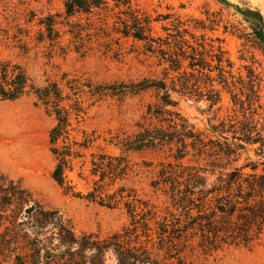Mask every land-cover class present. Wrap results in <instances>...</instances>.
<instances>
[{"label":"trees","instance_id":"trees-1","mask_svg":"<svg viewBox=\"0 0 264 264\" xmlns=\"http://www.w3.org/2000/svg\"><path fill=\"white\" fill-rule=\"evenodd\" d=\"M216 1L233 8L242 17L250 35L264 52L261 11L251 6L233 5L227 0ZM64 15L70 34L79 36L84 31L81 24H73L71 19L82 15L88 20L95 17L97 34L102 32L104 37L110 38L113 33L142 43L144 54L154 59L157 66H164L162 78L115 88L99 86L94 92L137 95L154 90L158 93V103L148 106L145 123L139 122L134 134L119 131L108 140V144L122 151L121 155L94 156L92 175L97 180L84 196L109 209L123 207L129 222L112 235H78L71 221L57 210L35 203L24 212L29 192L14 181L7 187L0 181V264L7 260H12L13 264H184L181 256L190 247L211 254L229 246L250 247L262 240L264 160L255 162L248 158L245 165L231 168L240 161V151L244 149L236 140L249 145L260 144L264 153V130L259 132L255 120L259 108L264 114L256 74L248 69L245 78L242 75L236 78L222 45L215 44L221 40L207 37V27L201 22L183 21L172 14L153 18L136 8L132 0H67ZM56 17H48L41 23L50 40L60 37ZM173 18L170 24L166 23ZM156 23H161L164 36L155 35ZM196 31L202 33L198 35ZM239 37L244 38L243 34ZM65 87L69 93L58 83L37 87L20 65L6 62L0 68V102L15 101L33 93L54 116L56 124L50 132V142L56 166L52 178L66 195L82 198L66 175V171L72 169L73 154L60 147L59 142L69 140L73 121L80 122L85 110L81 91L74 80L67 81ZM222 90L230 94L233 104L244 111L246 119L241 137L234 131L232 140L225 136L232 126L225 122L212 126L213 132L219 133L225 142L208 148V136L195 131L181 115L179 101L173 95L199 99L206 92L213 108L221 103ZM172 145H177V153L172 156L176 163H161L159 179L153 185L170 187L168 192L175 212L168 210L161 216L133 189L115 187L133 172L126 154L157 151ZM190 148L198 156L207 153L214 157L210 167L182 164Z\"/></svg>","mask_w":264,"mask_h":264},{"label":"rangeland","instance_id":"rangeland-1","mask_svg":"<svg viewBox=\"0 0 264 264\" xmlns=\"http://www.w3.org/2000/svg\"><path fill=\"white\" fill-rule=\"evenodd\" d=\"M66 1L0 0V68L6 62L20 65L37 87L58 83L66 93L70 92L65 87L67 81L74 80L81 91L85 113L80 122L73 121L69 140H61L59 146L73 154L72 169L67 170L66 175L74 191L83 197L66 195L52 178L56 159L51 152L50 132L56 120L33 93L15 101L0 102V181L6 187L14 181L29 192L30 199L24 212L39 203L46 209L59 211L70 220L78 235L99 233L108 236L121 231L129 218L123 207L109 209L84 198L97 180L92 175L93 158L100 154L121 155L122 151L108 144V140L119 131L134 134L137 124L145 123L148 106L158 103V93L154 90L137 95H115L112 91L100 95L94 92L99 86L115 88L144 79L162 78L164 66H157L154 59L144 54L142 43L113 33L110 38L104 37L102 32L97 34L95 17L88 20L82 15L71 19L73 24H81L84 31L79 36L70 34L64 15ZM227 1L240 7L256 8L264 16V0ZM132 3L153 18L172 14L174 18L205 25L207 37L221 40V43L215 44L222 45L236 78L241 75L245 78L248 69L259 78L261 104L264 105V52L250 35L248 24L233 8L216 0H132ZM51 16H57L59 23L56 30L60 37L55 40L47 37L48 33L41 24ZM174 18L166 23L170 24ZM196 33L200 35L202 31ZM157 34L165 35L161 23L155 24ZM239 34H243L244 38H240ZM173 96L179 101L181 115L195 127V131L208 136V148L225 142L219 133L212 130V126L220 122L232 126L231 132L225 134L230 140L234 131L237 137H241L246 119L244 111L233 104L226 90L221 92V103L213 108L206 92L199 99ZM262 113L259 108V116L255 117L259 132L264 130ZM236 142L243 144L244 149L240 151V161L231 168L245 165L248 158L255 162L264 160L260 144ZM188 151L182 164L210 167L214 157L207 153L198 156L191 148ZM176 153L177 145L165 146L157 151L129 152L126 155L133 172L115 188L126 186L133 189L140 198L149 201L161 216L168 210L175 212L168 192L170 187L161 185L155 188L153 183L159 179L161 163H176L172 157ZM181 258L184 264H264V238L250 247L229 246L211 254L190 247ZM4 264L13 262L7 260Z\"/></svg>","mask_w":264,"mask_h":264}]
</instances>
